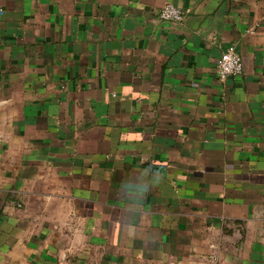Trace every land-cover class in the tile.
<instances>
[{
	"label": "crops",
	"instance_id": "crops-1",
	"mask_svg": "<svg viewBox=\"0 0 264 264\" xmlns=\"http://www.w3.org/2000/svg\"><path fill=\"white\" fill-rule=\"evenodd\" d=\"M263 222L264 0H0V264H264Z\"/></svg>",
	"mask_w": 264,
	"mask_h": 264
},
{
	"label": "built area",
	"instance_id": "built-area-1",
	"mask_svg": "<svg viewBox=\"0 0 264 264\" xmlns=\"http://www.w3.org/2000/svg\"><path fill=\"white\" fill-rule=\"evenodd\" d=\"M159 16L162 21L181 22L184 14L180 8L168 4L161 9ZM216 70L221 82H226L229 78L240 77L244 70L243 60L236 50L231 48L217 61Z\"/></svg>",
	"mask_w": 264,
	"mask_h": 264
}]
</instances>
